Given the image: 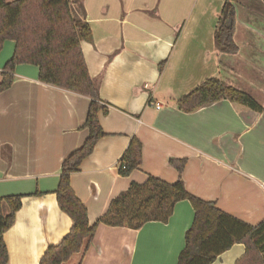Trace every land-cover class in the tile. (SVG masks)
<instances>
[{
    "label": "crops",
    "instance_id": "obj_1",
    "mask_svg": "<svg viewBox=\"0 0 264 264\" xmlns=\"http://www.w3.org/2000/svg\"><path fill=\"white\" fill-rule=\"evenodd\" d=\"M223 1L80 0L92 34L81 51L108 108L99 115L105 136L70 178L90 227L131 183L153 176L174 184L178 175L170 159L186 160L182 180L190 195L249 226L264 220V86L236 74L238 54L221 56L215 49ZM243 4L245 12H255L254 22L241 23L234 7V43H242L235 36L243 29L249 34L245 45L263 46L243 61L264 62V3ZM14 48L11 41L3 44L0 81ZM38 72L18 65L12 86L0 94V198L22 197L4 234L8 264H39L46 249L69 232L71 220L59 210L55 191L61 163L88 136L82 127L89 99L41 84ZM217 76L263 112L228 101L188 114L177 109V100ZM132 138L141 143L142 162L122 177L118 169ZM193 218L190 203L180 201L166 224L151 222L136 231L99 225L82 264H177ZM244 251L236 244L212 264H235Z\"/></svg>",
    "mask_w": 264,
    "mask_h": 264
},
{
    "label": "trees",
    "instance_id": "obj_2",
    "mask_svg": "<svg viewBox=\"0 0 264 264\" xmlns=\"http://www.w3.org/2000/svg\"><path fill=\"white\" fill-rule=\"evenodd\" d=\"M264 3V0H262ZM234 0H224L214 31V46L219 54L234 55L237 47ZM91 29L85 21L80 0H0V52L6 41L15 44L11 59L1 71L0 94L13 84L15 68L30 65L38 68L41 84L62 89L89 99L83 129L88 136L83 145L63 160L55 191L59 210L71 220V228L61 242L50 246L39 264H82L99 225L139 230L145 224H166L176 203L188 201L194 211L190 228L184 235V248L177 264H212L218 256L236 244L244 246L243 256L235 264H264V220L256 226L218 210L213 203L190 195L182 180L186 160L170 159L168 165L178 175L174 184L149 176L142 184L131 183L128 189L108 205L93 226H89L85 205L70 186V178L79 172L82 162L105 136L99 115L108 108L100 100L98 85L89 75L81 43L91 41ZM165 62L159 65L162 71ZM228 101L255 113L263 108L248 94L225 84L218 78L205 80L175 102L182 113ZM142 162L141 143L132 138L118 169L129 176ZM21 196L0 198V264H8L4 234L12 227L21 208ZM7 208L4 214L3 207Z\"/></svg>",
    "mask_w": 264,
    "mask_h": 264
},
{
    "label": "rangeland",
    "instance_id": "obj_3",
    "mask_svg": "<svg viewBox=\"0 0 264 264\" xmlns=\"http://www.w3.org/2000/svg\"><path fill=\"white\" fill-rule=\"evenodd\" d=\"M256 2H258V1H256ZM243 3H244V0H234V3H233L234 7L238 10V20L241 21V23L244 21V23H248L251 25V23H249V22H250V20L253 21L254 16H252V15H255V12H253V10H251V12L249 10L250 13L245 12V7H244ZM262 13L264 15L263 11H262ZM257 14H259V13L257 12ZM261 30H264V29H261ZM252 32H254V31H252ZM253 36L259 37L257 34L256 35L252 34V37ZM235 37H236L237 42H239V39H240V41L242 43L239 44V47L237 48V52H236V54H238V57L240 58V60H238V57L235 59V61H237V62H236V67L233 66V69L237 72L236 74L240 73V74L244 75L246 78L253 80L254 82L260 83L262 86H264V78L262 77V73L264 74V62L258 61L255 63L252 62V64H251V61L249 63L247 61L246 62L243 61V59L245 57H248L249 54L254 51V49L258 51L259 48H263V46L262 45L258 46L256 44L255 45H247V44L245 45L244 43L247 41L249 34L248 35L244 34L243 29H241V28H239ZM239 53H240V55H239ZM221 56H225V54H221ZM233 69H231L232 72H233ZM259 70H261L262 73H260ZM259 73H260V75H259ZM215 78L220 79L218 76Z\"/></svg>",
    "mask_w": 264,
    "mask_h": 264
},
{
    "label": "built area",
    "instance_id": "obj_4",
    "mask_svg": "<svg viewBox=\"0 0 264 264\" xmlns=\"http://www.w3.org/2000/svg\"><path fill=\"white\" fill-rule=\"evenodd\" d=\"M153 107L157 110H159L161 108V105L159 103H154ZM120 167V166H119Z\"/></svg>",
    "mask_w": 264,
    "mask_h": 264
}]
</instances>
